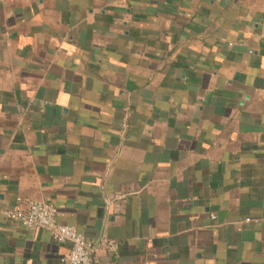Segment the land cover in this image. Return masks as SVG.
<instances>
[{"label":"crops","instance_id":"crops-1","mask_svg":"<svg viewBox=\"0 0 264 264\" xmlns=\"http://www.w3.org/2000/svg\"><path fill=\"white\" fill-rule=\"evenodd\" d=\"M19 199L97 264H264V0H0V264H68Z\"/></svg>","mask_w":264,"mask_h":264},{"label":"built area","instance_id":"built-area-1","mask_svg":"<svg viewBox=\"0 0 264 264\" xmlns=\"http://www.w3.org/2000/svg\"><path fill=\"white\" fill-rule=\"evenodd\" d=\"M5 215L15 219L30 229H46L52 233L53 239L58 243L70 245V252L62 258L68 264H97L95 256L96 246L89 242L77 229L57 220V210L54 205L47 201L31 200L23 204L21 199L5 210ZM213 218H216L214 215ZM250 221V218L247 219ZM110 251H115L118 243L114 240L106 242Z\"/></svg>","mask_w":264,"mask_h":264}]
</instances>
